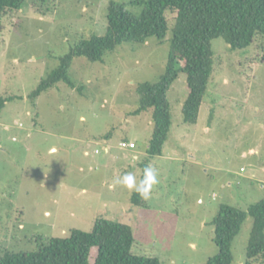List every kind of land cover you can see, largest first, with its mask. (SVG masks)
Here are the masks:
<instances>
[{
    "label": "rangeland",
    "instance_id": "374dc122",
    "mask_svg": "<svg viewBox=\"0 0 264 264\" xmlns=\"http://www.w3.org/2000/svg\"><path fill=\"white\" fill-rule=\"evenodd\" d=\"M110 0H24L0 20V256L40 242L92 231L98 217L129 225L135 255L161 264H204L218 253L213 219L219 206L243 211L264 199V37L230 50L211 41L212 72L197 121L186 124L181 74L168 93L171 127L160 155L146 165L158 185L143 205L115 180L147 158L152 111L137 108L136 87L164 73L176 13L164 40L122 44L90 62L75 57L69 77L35 100L29 94L59 58L91 35H104ZM138 16L139 0H114ZM123 144V145H120ZM55 149V151H53ZM253 225L235 237L232 263L244 264ZM258 264V263H255Z\"/></svg>",
    "mask_w": 264,
    "mask_h": 264
},
{
    "label": "trees",
    "instance_id": "16d2710c",
    "mask_svg": "<svg viewBox=\"0 0 264 264\" xmlns=\"http://www.w3.org/2000/svg\"><path fill=\"white\" fill-rule=\"evenodd\" d=\"M24 0H0V20L6 11H18ZM142 8L136 16L124 4L110 0L104 35H91L59 58L58 66L29 94L35 100L41 93L64 83L81 89L68 73L75 57L101 62L103 55L122 44H143L148 38L164 40L168 31L165 14L176 13L170 49L164 73L155 83L143 82L136 87L137 108L132 114L152 111L153 131L147 158L160 155L171 127L170 103L167 98L179 76H185L186 98L182 118L186 124L197 121L212 72L211 41L222 38L230 50H244L257 36L264 37V0H139ZM12 98H0V111ZM144 199L133 192L131 205L139 207ZM247 216L253 219L244 264H264V199L247 211L222 204L212 221L214 244L218 253L204 264H231L232 243ZM132 228L116 220L98 217L90 232L71 230L67 237H53L40 242L36 250L9 252L0 256V264H161L158 258L132 253Z\"/></svg>",
    "mask_w": 264,
    "mask_h": 264
},
{
    "label": "clouds",
    "instance_id": "9594fccd",
    "mask_svg": "<svg viewBox=\"0 0 264 264\" xmlns=\"http://www.w3.org/2000/svg\"><path fill=\"white\" fill-rule=\"evenodd\" d=\"M55 151V149H53ZM158 170L151 164L147 165L143 169L142 179L137 182V179L133 173H126L122 177L115 180V184L122 185L129 191L137 193L141 198L147 200L151 196V192L154 186L158 185Z\"/></svg>",
    "mask_w": 264,
    "mask_h": 264
},
{
    "label": "built area",
    "instance_id": "2783aa9c",
    "mask_svg": "<svg viewBox=\"0 0 264 264\" xmlns=\"http://www.w3.org/2000/svg\"><path fill=\"white\" fill-rule=\"evenodd\" d=\"M120 145H123V144H120Z\"/></svg>",
    "mask_w": 264,
    "mask_h": 264
}]
</instances>
